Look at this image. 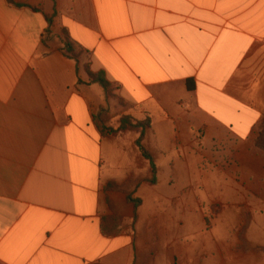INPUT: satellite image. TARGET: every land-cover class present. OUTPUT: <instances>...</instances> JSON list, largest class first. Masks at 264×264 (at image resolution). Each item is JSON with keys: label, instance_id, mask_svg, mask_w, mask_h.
<instances>
[{"label": "crops", "instance_id": "1", "mask_svg": "<svg viewBox=\"0 0 264 264\" xmlns=\"http://www.w3.org/2000/svg\"><path fill=\"white\" fill-rule=\"evenodd\" d=\"M64 31L149 115L155 165L182 148L188 196L197 174L213 180L225 225L238 213L232 225L248 218L264 242V0H0V264H144L148 162L135 137L100 133L105 93L65 55ZM163 117L178 118L164 143Z\"/></svg>", "mask_w": 264, "mask_h": 264}, {"label": "rangeland", "instance_id": "2", "mask_svg": "<svg viewBox=\"0 0 264 264\" xmlns=\"http://www.w3.org/2000/svg\"><path fill=\"white\" fill-rule=\"evenodd\" d=\"M62 38L65 45V31ZM74 50L77 54L78 66L82 69L85 66L90 68V53L78 47H74ZM111 84V94H105V105L97 111V127L117 130L121 118L129 116L133 123L148 122L149 127L146 128L145 133L148 132L150 135L152 121L149 115L143 111L139 112L135 103L123 98L119 86ZM176 124H178L177 117L172 118L171 121L163 117L155 122L154 127L158 130L156 133L158 132L159 142H166L176 129ZM123 132L135 137V140L139 134L138 130L133 129L111 136L115 137ZM152 144L155 145V139L151 137L150 145ZM159 150L165 149L159 148ZM177 151L180 153L177 163H167L162 159L161 154L167 151H161L158 157L155 193L150 194L153 199L157 198L153 202L157 205V209L147 207L144 210L147 219L143 234L144 264H264V242L259 241L257 236L253 237L256 243L251 242L249 228L246 225L248 218L244 225H232L239 224L238 221H233V217L237 218L240 214L230 213L231 225L226 226L227 213H224L225 218L221 219L220 206L211 204L213 180H208V187L201 188L200 177L197 174L196 185L192 178L191 197L188 196V182L184 177L186 164L182 158L184 150L176 148L175 154ZM202 165L197 163L192 166L200 170ZM210 170L213 169L209 168ZM143 182L152 186L148 178ZM188 200L191 207L188 205ZM134 224L135 220L129 222L126 225L127 229L133 231ZM146 236H151V242L147 241Z\"/></svg>", "mask_w": 264, "mask_h": 264}, {"label": "trees", "instance_id": "3", "mask_svg": "<svg viewBox=\"0 0 264 264\" xmlns=\"http://www.w3.org/2000/svg\"><path fill=\"white\" fill-rule=\"evenodd\" d=\"M74 47H78V46L70 40L69 36L65 32L64 53L68 58L72 59L78 65V58H77V54L75 53ZM79 49L83 50L81 48ZM84 70L85 73L87 74L89 83L98 84L103 89L105 94L108 95L111 94L112 84L106 79L104 72H92L88 66H85ZM79 82H81L80 79ZM148 127H149V123L146 121L145 122L134 121L133 123L129 116H124L121 118L120 125L117 128V130H112V129L106 130L104 127H100V126L98 127V129L102 135H116L117 133H120L124 130H133V129L138 130L139 134L135 140V146L139 149L143 158L148 162L149 172H150V178L148 179V181L151 184H154L156 182L157 168L151 154L144 148L142 143L145 130ZM255 146L258 149L264 151V119L259 123V125L256 128ZM107 189H117V186L115 184H109L107 186ZM127 199L134 206L133 220H135L136 210L139 207L141 201L137 198H133L132 193L127 194ZM119 222H120V218H118L114 214L109 217H103L101 221V229L103 233L109 235L110 233L114 232L115 226Z\"/></svg>", "mask_w": 264, "mask_h": 264}]
</instances>
